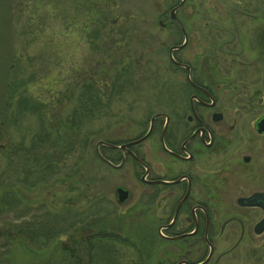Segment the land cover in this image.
Returning <instances> with one entry per match:
<instances>
[{
	"label": "rangeland",
	"instance_id": "1",
	"mask_svg": "<svg viewBox=\"0 0 264 264\" xmlns=\"http://www.w3.org/2000/svg\"><path fill=\"white\" fill-rule=\"evenodd\" d=\"M66 1L0 4V189L13 197L9 205L0 197V264H136L139 223L130 227L114 214L107 194L119 178L98 160L95 146L137 137L169 105L170 85L182 82L168 58L174 34L159 26L174 0H105L104 19L90 25ZM250 1L187 0L176 16L195 35L205 23L212 35L234 29L229 34L239 36L244 61L261 54L264 62V0ZM194 45L182 56L203 51ZM255 77L249 70L244 80ZM89 86L105 105L86 124L74 121V110ZM107 116L117 117L110 124ZM118 118L122 129L112 133ZM43 221L49 237L59 236L43 242L21 236L22 223ZM227 259L248 258L245 252Z\"/></svg>",
	"mask_w": 264,
	"mask_h": 264
},
{
	"label": "flooded vegetation",
	"instance_id": "2",
	"mask_svg": "<svg viewBox=\"0 0 264 264\" xmlns=\"http://www.w3.org/2000/svg\"><path fill=\"white\" fill-rule=\"evenodd\" d=\"M180 2L172 1L159 26L174 34L169 49L185 42L172 52L174 63L168 57L182 82L170 85L169 105L137 137L96 143V157L119 178L107 197L114 214L130 227L139 223L136 264H264L258 254L264 252V228L256 229L264 218L263 56L244 61L239 36L229 34L234 29L212 35L205 23L195 35L194 26L176 16L187 0L175 12L177 20L170 18ZM194 44H203V51L183 57ZM249 70L256 77L244 80ZM116 117L107 119L111 124ZM120 123L109 125L110 132L122 129ZM143 249L153 256L143 257ZM245 252L248 259H227Z\"/></svg>",
	"mask_w": 264,
	"mask_h": 264
},
{
	"label": "trees",
	"instance_id": "3",
	"mask_svg": "<svg viewBox=\"0 0 264 264\" xmlns=\"http://www.w3.org/2000/svg\"><path fill=\"white\" fill-rule=\"evenodd\" d=\"M7 0H0V4L4 5ZM67 4L70 5V8H73L75 10H80L81 12L78 17H81V20L84 21L85 25H90L94 24L97 20L99 19H104V8L105 7V0H67ZM72 2L75 4V6L72 5ZM83 6L84 8H82ZM87 6L88 8H85ZM100 21V20H99ZM86 32H89L86 30ZM5 37V34L0 35V38ZM1 40V39H0ZM4 51V50H3ZM2 58L1 54V47H0V59ZM172 67V65L170 64ZM122 86H119L118 89H121ZM87 91L83 92L82 96V101L80 102V105L77 109L74 110V121L80 120L82 118V121L86 124L89 123L90 119H92V116L95 115V111L99 110L101 107L105 105L104 103V95H99L97 98L95 96V90L89 86ZM113 90V89H112ZM113 92V91H111ZM113 97H110L112 99ZM2 110L0 109V113ZM77 116V117H76ZM75 117L77 118L75 120ZM3 121V118L0 116V122ZM74 123V122H73ZM77 123V122H76ZM35 184V183H34ZM10 191V188L7 189ZM5 193L3 192V189L1 191L0 189V197H2V203H6V205L10 204V199L13 197H4ZM4 197V198H3ZM48 221H43L42 225L38 224L36 225L35 223L31 225L30 223H22V225L19 227V232L21 236L25 237L26 239L29 240H35V241H46L47 239L54 240L57 235L59 236V233H54L52 232V235L50 237L47 235ZM48 224H50L48 222ZM8 227V225H6ZM13 227V226H12ZM12 227L10 226L8 229L11 230ZM14 228V227H13ZM25 229V230H24ZM51 234V233H50ZM5 245H2V248H4ZM68 253V252H67Z\"/></svg>",
	"mask_w": 264,
	"mask_h": 264
},
{
	"label": "water",
	"instance_id": "4",
	"mask_svg": "<svg viewBox=\"0 0 264 264\" xmlns=\"http://www.w3.org/2000/svg\"><path fill=\"white\" fill-rule=\"evenodd\" d=\"M184 1L185 0H181V2L179 3V5L178 6H176L175 8H173L172 10H171V12H170V18L171 19H176V17H175V12L183 5V3H184ZM177 20V19H176ZM180 27L182 28V26L180 25ZM185 46V42L182 44V45H180V46H174V47H171L170 49H169V58H170V60L174 63V60H173V58H172V52L174 51V50H179V49H182L183 47ZM118 191H122V189H118ZM127 195V193L126 192H124V195ZM263 228H264V218L258 223V225L256 226V229H257V233H259V232H261L262 230H263Z\"/></svg>",
	"mask_w": 264,
	"mask_h": 264
}]
</instances>
